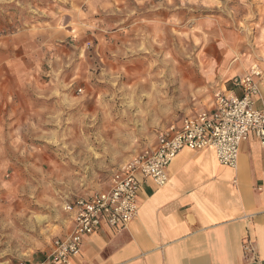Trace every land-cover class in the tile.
<instances>
[{"label":"rangeland","instance_id":"obj_1","mask_svg":"<svg viewBox=\"0 0 264 264\" xmlns=\"http://www.w3.org/2000/svg\"><path fill=\"white\" fill-rule=\"evenodd\" d=\"M263 14L264 0H0V264L39 253L67 199L191 107L194 65L229 29L252 40Z\"/></svg>","mask_w":264,"mask_h":264},{"label":"crops","instance_id":"obj_2","mask_svg":"<svg viewBox=\"0 0 264 264\" xmlns=\"http://www.w3.org/2000/svg\"><path fill=\"white\" fill-rule=\"evenodd\" d=\"M257 24L260 29L252 40L233 28L217 40L206 53L209 61L203 67L197 62L192 69L198 100L184 107L180 115L170 116L168 111L161 115L153 125L155 133L170 127L179 129L186 117L211 113L212 93L217 89L241 96L233 81L248 75L253 66L262 71L260 78L253 79L257 87L253 107L264 110V14ZM15 123L20 121H10L9 127L13 129ZM14 144L8 141L7 150L15 149ZM155 144L156 136H151L133 156ZM133 156L117 163L101 189L67 201L106 191L115 171ZM13 157L7 153V161ZM17 157L23 160L24 154ZM166 172L168 183L159 189L139 176V211L128 228L117 231L101 227L84 239L81 253L72 264H264V154L253 134L241 143L234 169L220 165L213 148L200 152L182 149ZM71 228L72 215L65 213L40 252L20 262H42L53 243Z\"/></svg>","mask_w":264,"mask_h":264},{"label":"built area","instance_id":"obj_3","mask_svg":"<svg viewBox=\"0 0 264 264\" xmlns=\"http://www.w3.org/2000/svg\"><path fill=\"white\" fill-rule=\"evenodd\" d=\"M261 75L262 71L253 66L248 75L233 81L241 96L218 92L213 97L211 113L186 117L179 129L170 127L159 132L155 146L133 156L115 171L106 191L67 201L63 211L72 215V228L36 264H72L81 253L84 239L101 227L126 230L139 211V176L149 179L158 189L164 187L168 183L167 168L182 149L200 152L213 148L219 164L234 169L241 143L253 134L264 154V110L253 107L257 94L253 79Z\"/></svg>","mask_w":264,"mask_h":264}]
</instances>
